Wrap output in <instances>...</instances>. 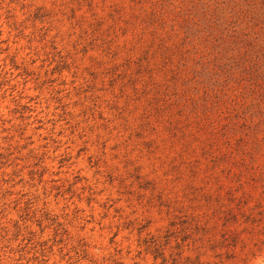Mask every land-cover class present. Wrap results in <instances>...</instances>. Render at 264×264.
<instances>
[{
    "label": "clouds",
    "instance_id": "9594fccd",
    "mask_svg": "<svg viewBox=\"0 0 264 264\" xmlns=\"http://www.w3.org/2000/svg\"><path fill=\"white\" fill-rule=\"evenodd\" d=\"M233 3L249 26L264 23V0ZM38 7L44 14L33 19ZM106 12L101 0L91 9L74 0H0V264H162L175 256L173 242L162 257L145 250L143 241L166 221L124 166L135 159L158 189L182 198L190 178L180 142L169 135L170 117L149 112L147 97L122 88L81 95L82 61L51 71L54 52L71 50ZM142 120L147 127L136 135L151 154L130 138ZM240 232L230 264H264V227ZM197 253L211 260L199 244L180 250L182 259Z\"/></svg>",
    "mask_w": 264,
    "mask_h": 264
},
{
    "label": "rangeland",
    "instance_id": "374dc122",
    "mask_svg": "<svg viewBox=\"0 0 264 264\" xmlns=\"http://www.w3.org/2000/svg\"><path fill=\"white\" fill-rule=\"evenodd\" d=\"M101 2L106 14L81 30L71 50L54 52L51 71H71L82 61L81 95L122 88L147 97L149 112L170 117L169 135L180 142L181 169L190 178L181 199L158 189L135 159L124 161L127 176L166 221L143 241L145 250L162 257L173 242L175 256L162 264H230L240 230L264 227V23L249 26L233 0ZM74 3L91 9L97 0ZM43 14L38 7L33 19ZM146 127L142 120L130 138L151 154L136 135ZM167 166L177 168L174 161ZM189 244L207 248L211 260L200 253L182 259Z\"/></svg>",
    "mask_w": 264,
    "mask_h": 264
}]
</instances>
